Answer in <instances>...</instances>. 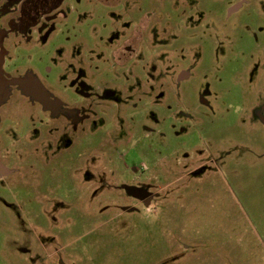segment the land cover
Instances as JSON below:
<instances>
[{"label":"rangeland","instance_id":"1","mask_svg":"<svg viewBox=\"0 0 264 264\" xmlns=\"http://www.w3.org/2000/svg\"><path fill=\"white\" fill-rule=\"evenodd\" d=\"M62 12L4 44L0 264H264V0Z\"/></svg>","mask_w":264,"mask_h":264},{"label":"flooded vegetation","instance_id":"2","mask_svg":"<svg viewBox=\"0 0 264 264\" xmlns=\"http://www.w3.org/2000/svg\"><path fill=\"white\" fill-rule=\"evenodd\" d=\"M0 2L2 3V7H0V77H1L3 71L7 70L6 64H7L8 53L4 49V44L6 42V38L8 37V35H11L14 31H18L20 34H25L28 30L36 31L37 28L43 25V23H45L46 21L55 19L57 17H61L60 15L62 16L65 15L63 12H62L63 14L62 13L58 14V11L59 12L62 11V7L64 6L65 0H31V1L30 0H0ZM2 12L6 13V16L9 15L15 17L14 20H12V22H10L9 25L4 24L5 17L3 16ZM53 12L55 14H53ZM28 82L31 83L34 82L36 84L35 90L36 89L38 90L39 97L26 91L25 85H27ZM25 83L26 84H24L23 86L24 88L23 90L25 92L24 95L31 97V99H34L37 103L41 104L43 106L42 108L43 112L55 111L53 107V101L50 98V95L47 94L48 90L44 86H41L38 82L32 80L31 77L27 79V82ZM3 87L4 86L2 85L1 88ZM77 121H79V118L76 115V117L71 120V123H76ZM66 134L67 133H65L64 135ZM0 165L3 164L0 163ZM9 171L10 174L13 173L11 170ZM7 176H9V174L0 178V181L6 179ZM134 182L135 183L130 185L124 184L125 185L124 188L127 191L123 190V193L126 192L125 194H127V196L130 195L129 198L131 200L133 199L138 200L139 202L145 204L150 208L154 200L155 194H153V190L150 191L151 188L150 185L148 186L149 183L147 181H139L137 183L136 181ZM147 186L149 187V189H146ZM128 209L129 208H127V210Z\"/></svg>","mask_w":264,"mask_h":264},{"label":"water","instance_id":"3","mask_svg":"<svg viewBox=\"0 0 264 264\" xmlns=\"http://www.w3.org/2000/svg\"><path fill=\"white\" fill-rule=\"evenodd\" d=\"M234 12V10L231 11V13Z\"/></svg>","mask_w":264,"mask_h":264},{"label":"trees","instance_id":"4","mask_svg":"<svg viewBox=\"0 0 264 264\" xmlns=\"http://www.w3.org/2000/svg\"><path fill=\"white\" fill-rule=\"evenodd\" d=\"M13 172V171H12Z\"/></svg>","mask_w":264,"mask_h":264}]
</instances>
